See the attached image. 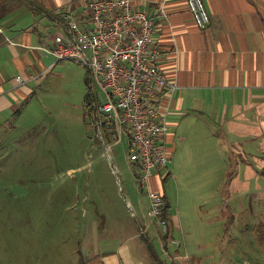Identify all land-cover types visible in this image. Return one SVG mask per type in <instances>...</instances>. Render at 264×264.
<instances>
[{
    "label": "rangeland",
    "instance_id": "obj_1",
    "mask_svg": "<svg viewBox=\"0 0 264 264\" xmlns=\"http://www.w3.org/2000/svg\"><path fill=\"white\" fill-rule=\"evenodd\" d=\"M30 87L0 128V264H76V248L88 258L121 242L144 245L136 225L155 220L147 192L125 137L99 138L101 118L86 103L104 96L86 70L61 61ZM245 153L247 162L227 153L197 170L180 250L188 259L177 264H264V147ZM164 186L175 193L173 182Z\"/></svg>",
    "mask_w": 264,
    "mask_h": 264
},
{
    "label": "crops",
    "instance_id": "obj_2",
    "mask_svg": "<svg viewBox=\"0 0 264 264\" xmlns=\"http://www.w3.org/2000/svg\"><path fill=\"white\" fill-rule=\"evenodd\" d=\"M85 1L0 0V128L33 95L30 85L58 63L45 50L64 30L67 15L87 28ZM130 1L153 19L160 73L176 86L160 100L167 111L163 142L169 162L162 176L154 172L149 178V188L168 198V229L162 232L157 220L137 223L144 245L121 242L93 253L88 264H152L149 244L162 262L177 264L188 259L180 250L190 238L184 223L196 192L189 190L193 178L202 176L197 170H209L216 157L224 162L227 153L247 162L245 152L264 147V0H201L209 16L205 30L186 0ZM167 181L175 193L166 191Z\"/></svg>",
    "mask_w": 264,
    "mask_h": 264
},
{
    "label": "built area",
    "instance_id": "obj_3",
    "mask_svg": "<svg viewBox=\"0 0 264 264\" xmlns=\"http://www.w3.org/2000/svg\"><path fill=\"white\" fill-rule=\"evenodd\" d=\"M188 11L200 30L207 29L209 16L201 0H186ZM88 26L82 30L69 17L64 30L53 36V46L45 51L56 62L71 61L88 74L90 88L96 85L103 103L87 102L88 110L100 117L97 128H105L119 142L124 136L127 160L137 168V184L147 188V217L168 229L162 220L163 200L149 188V178L169 162L163 142L167 133L166 108L160 100L171 96L176 86L159 70L161 51L155 46V23L145 11L134 9L130 0H86ZM18 83L21 78L16 77ZM92 91V90H91Z\"/></svg>",
    "mask_w": 264,
    "mask_h": 264
},
{
    "label": "trees",
    "instance_id": "obj_4",
    "mask_svg": "<svg viewBox=\"0 0 264 264\" xmlns=\"http://www.w3.org/2000/svg\"><path fill=\"white\" fill-rule=\"evenodd\" d=\"M101 130H102V138H103V133L105 134V136L107 134L110 137L109 133H107L108 131L105 128L101 127ZM106 138L108 139L107 136H106ZM104 139H105V137H104ZM166 178L167 177L164 178L163 182L166 180ZM163 185H164V183H163ZM160 194H161V198L163 200L162 220L167 221L168 216H169L170 204H169L168 198L163 193L160 192ZM149 251H150V254H151V258H152V264H165L154 253V251L151 248L150 244H149ZM75 253L77 254V262H76V264H88L90 262V259L85 258L78 248L75 249Z\"/></svg>",
    "mask_w": 264,
    "mask_h": 264
},
{
    "label": "water",
    "instance_id": "obj_5",
    "mask_svg": "<svg viewBox=\"0 0 264 264\" xmlns=\"http://www.w3.org/2000/svg\"><path fill=\"white\" fill-rule=\"evenodd\" d=\"M98 135H99V138H100L101 140H103L102 135H101V133H100L99 130H98Z\"/></svg>",
    "mask_w": 264,
    "mask_h": 264
}]
</instances>
